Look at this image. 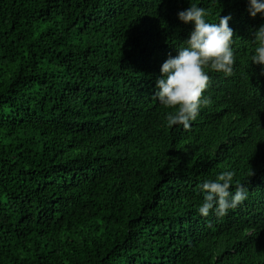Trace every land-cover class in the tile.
<instances>
[{"label":"trees","instance_id":"1","mask_svg":"<svg viewBox=\"0 0 264 264\" xmlns=\"http://www.w3.org/2000/svg\"><path fill=\"white\" fill-rule=\"evenodd\" d=\"M190 3L231 13L234 71L167 127L153 92ZM262 23L246 0H0V264H264ZM223 170L248 197L205 217Z\"/></svg>","mask_w":264,"mask_h":264},{"label":"clouds","instance_id":"2","mask_svg":"<svg viewBox=\"0 0 264 264\" xmlns=\"http://www.w3.org/2000/svg\"><path fill=\"white\" fill-rule=\"evenodd\" d=\"M248 13L264 17V0H246ZM209 13L196 3L179 10L180 21L190 23L192 28L183 44L176 47L175 55H169L160 67L161 75L155 82L153 95L160 104L172 109L166 113V126L188 128L197 119L201 109L211 103L204 94L209 87L210 69L225 76L234 71L233 28L229 25L231 13L219 16L218 22H209ZM255 44L251 63L261 66L264 75V23L252 32ZM232 170H223L214 178H206L199 185L202 200L197 211L207 217L225 216L248 197L245 184L234 181ZM234 187V191H233Z\"/></svg>","mask_w":264,"mask_h":264}]
</instances>
